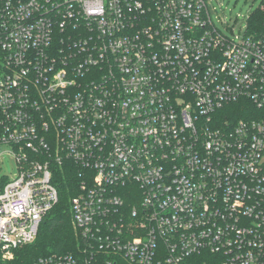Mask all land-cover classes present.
I'll use <instances>...</instances> for the list:
<instances>
[{
  "label": "built area",
  "instance_id": "obj_1",
  "mask_svg": "<svg viewBox=\"0 0 264 264\" xmlns=\"http://www.w3.org/2000/svg\"><path fill=\"white\" fill-rule=\"evenodd\" d=\"M207 2L0 0L3 260L57 202L64 155L91 178L71 200L86 245L35 264H264V119L214 117L264 107V35L228 39Z\"/></svg>",
  "mask_w": 264,
  "mask_h": 264
},
{
  "label": "trees",
  "instance_id": "obj_2",
  "mask_svg": "<svg viewBox=\"0 0 264 264\" xmlns=\"http://www.w3.org/2000/svg\"><path fill=\"white\" fill-rule=\"evenodd\" d=\"M246 35L260 38L264 35V0L246 20ZM214 117L221 123L238 120L264 119V107L258 108L248 99H240L224 106ZM44 158H49L46 154ZM58 164L50 163L51 183L58 194L57 202L43 217L33 242L15 249L13 259L3 260L0 264H35L39 259L50 256H79L86 243L72 224L71 200L79 193L82 183H91L86 178V171L76 161L62 156ZM84 180H87L84 182ZM6 180H2L0 191Z\"/></svg>",
  "mask_w": 264,
  "mask_h": 264
},
{
  "label": "rangeland",
  "instance_id": "obj_3",
  "mask_svg": "<svg viewBox=\"0 0 264 264\" xmlns=\"http://www.w3.org/2000/svg\"><path fill=\"white\" fill-rule=\"evenodd\" d=\"M262 0H208L207 5L214 26L228 39L246 32V20L261 4ZM8 146L0 147V184L2 180L13 179L18 170L16 161Z\"/></svg>",
  "mask_w": 264,
  "mask_h": 264
}]
</instances>
